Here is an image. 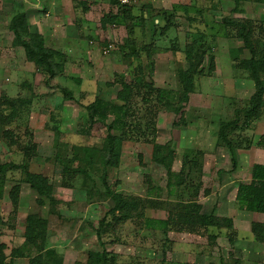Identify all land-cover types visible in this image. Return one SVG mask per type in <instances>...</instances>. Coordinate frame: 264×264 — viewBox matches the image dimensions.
Returning a JSON list of instances; mask_svg holds the SVG:
<instances>
[{"label":"rangeland","instance_id":"1","mask_svg":"<svg viewBox=\"0 0 264 264\" xmlns=\"http://www.w3.org/2000/svg\"><path fill=\"white\" fill-rule=\"evenodd\" d=\"M28 1L0 2V96L2 86H7L5 90L11 88L3 95L12 98L8 93L17 88L18 82L20 90L14 98L23 105H17L18 117L10 125L19 145L7 148L0 138V163L21 164L23 147L30 141L37 145L38 153L30 159L29 169L47 178L58 203L53 212L49 201L41 205L29 185L21 183L15 206L6 191L0 199V234L9 240L4 243L9 248L8 262L13 259L11 250L25 251L29 264L38 256L37 248L45 247L58 251L63 259L65 256V264H85L89 253L104 250L108 264H264V242L256 241L251 231L253 223L264 224V214L239 212L234 200L237 185L250 177L251 163L244 156L240 167L238 163L233 167L231 155L218 143L220 125L234 120L237 125L231 139L235 145L242 143L244 149H250L264 142V113L254 122L245 111L255 92L254 82L245 71L251 53L236 29L225 21L251 24L250 42L259 53L264 49L260 45L264 42V0L237 5L233 0H136L132 20L128 21L120 14L119 5L103 0L93 8L84 29L82 16L61 18L65 21L59 26L50 15V25L60 27L62 34L58 41L51 39L46 48L62 54L64 61L59 58L52 63L60 76L48 84V75L27 60L16 39L12 45L8 38L13 36L10 25L15 15L34 10L40 19L45 18L48 10L44 0ZM114 1L120 4V0ZM109 13L118 14L119 19L103 28L100 20ZM143 19L141 29L138 23ZM153 20L154 32L149 26ZM133 24L136 27L129 36L128 28ZM23 39L30 41L27 36ZM40 41L44 43L42 38ZM128 41L135 42L131 51L140 52L138 60L129 49H121ZM191 44L195 46L189 61L185 52ZM107 48L109 52L105 53ZM187 73L195 90L184 100L181 89L183 74ZM61 87L72 91L77 103L66 101ZM159 90L178 92V97L172 101L161 99ZM96 99L127 104L125 121L130 128L140 125L144 130V124L154 122L152 134L156 145L165 148L162 157L167 158L166 164L152 160V144L129 140L128 134L117 163L104 169L107 125L112 119L90 125L84 107ZM28 100L34 101L23 103ZM245 120H251L250 128L243 130ZM56 127L57 131L53 129ZM111 133L115 138L120 136L117 131ZM74 146L94 148L97 156L86 178L79 171L84 164H70L72 177L70 188H66L59 159L71 158ZM251 156L254 162L255 155ZM104 172L115 195L124 200H143L132 207L131 220H118L117 213L108 214L114 204L104 186ZM174 176H179L181 186L174 185ZM21 177L19 170L9 173L8 188ZM222 178L228 182L224 203L219 193ZM82 180L86 181L84 185ZM170 184L177 195L169 194ZM176 201H196L202 214L231 219L233 229L198 228L192 234L188 230L161 232L145 228V217L165 220L168 205ZM29 215L48 222V237L36 241L37 248L24 237ZM70 226L69 236L67 232L60 234L57 228ZM98 230L105 248L100 246ZM11 236L14 241L9 239Z\"/></svg>","mask_w":264,"mask_h":264},{"label":"trees","instance_id":"2","mask_svg":"<svg viewBox=\"0 0 264 264\" xmlns=\"http://www.w3.org/2000/svg\"><path fill=\"white\" fill-rule=\"evenodd\" d=\"M235 4H239L241 1H255V0H233ZM112 4L119 5L121 10L120 14L122 13L124 16L125 21L132 20V8L133 3L128 5L119 4L114 0L111 1ZM79 5L83 7H87L86 3H79ZM119 19L118 14L109 13L104 15L100 22L103 28L107 25H113ZM158 20V19H156ZM226 24L232 26L237 31L238 38L242 39L244 42V47L248 49L251 53L250 60L245 65V71L249 74L252 82H254L255 92L250 98L249 105L245 111L248 113V117L251 120L257 121L261 119L264 113V49L261 48L260 52L257 53L255 49H253L252 44L250 42V37L252 36V29L251 24L246 25L243 22L239 21H230L225 20ZM151 22V21H150ZM149 22L150 31L154 32V28L156 27L155 20L151 23ZM145 25V21H141L138 23L141 29H143ZM136 24H133L128 28L129 36L133 34L135 30ZM10 30L13 33L15 39L18 42L19 47H23L25 50V54L27 60L34 64L36 67L40 68V70L47 76V84L50 83L51 80L58 78L56 73V69L53 67V62L55 59H63L64 57L62 54L57 53L52 50H48L43 43L40 41L41 39L32 34L29 30L28 22L26 15L24 13H19L14 16L11 21ZM24 36H27L30 41H26L23 39ZM263 42V40H261ZM259 41V42H261ZM134 41H128L124 44L121 48L122 50L129 49L132 50V46ZM264 47V42L260 44ZM195 44H191L187 47L185 52L186 57L189 61L193 59V49ZM144 49V47H143ZM139 52V51H138ZM138 52H130V55L136 57L138 60L139 54ZM140 53V52H139ZM55 69V70H54ZM49 77V78H48ZM46 79V80H47ZM27 84V83H24ZM46 84V85H47ZM195 90L194 82L192 77L187 73L183 74V83L182 89L183 98L187 100L189 94L193 93ZM61 94L63 95L64 99L69 102H76V99L73 95V92L68 90L67 88L60 89ZM158 95L160 98H166L167 100H174L178 97V92H171L166 90H159ZM34 100H28L23 103H33ZM22 102L20 99L17 98H8L6 95L1 98V107H0V138L5 140L9 147H12L17 144V138H13V134L10 129V125L14 122V120L18 117L17 116V105L22 107ZM77 103V102H76ZM127 104H118L112 101H107L103 99H96L90 105L85 106L84 109L89 114V123L90 125H94L97 122H106L110 118L112 122L107 125V130L109 132L107 138V148L104 150L103 153V164L104 169L108 166H111L113 163H117L116 158L120 156L121 146L122 143L127 139V135L129 134V140H144L143 142L152 144L153 151H152V160L158 165H165L167 158L162 157L163 150L165 148L163 146L156 145V141L154 138L155 134H152V129L155 126L154 122H149L148 124H144V130L140 127V125L136 128L127 126V122L125 121L127 110ZM52 119V116L50 117ZM251 120H245L244 124L242 125V129L250 128ZM237 120L232 122L222 123L219 127V144L222 145L224 148L227 149L229 154L231 155V160L233 167H237L238 157L237 151L242 148V150H249L244 149L241 144L235 145L234 140H232L231 131L235 129ZM253 122V123H254ZM145 123V122H144ZM91 127V126H90ZM56 131L58 128H53ZM112 131H117L120 136L114 137L111 133ZM81 133H83L81 131ZM86 133V132H85ZM59 138V137H58ZM146 139V140H145ZM59 141V140H58ZM58 144V143H57ZM257 147L262 148L264 146L263 141H259L256 145ZM24 161L21 164H14V163H0V199L4 198L6 191H8V196L12 200V204L17 206L18 205V195L20 192V184L25 183L29 185V188L35 192L40 200L41 205H45V200L49 201L51 210L55 212L56 205L58 202L52 196V185L49 184V181L46 177L42 176L41 174L32 173L29 169V161L32 157H35L38 153V147L35 144H31V141L26 144L25 147L22 149ZM58 155V154H57ZM59 156V155H58ZM96 150L94 148H90L89 146H74L72 149L71 158L64 160L62 158L59 159V164L62 167V175H63V183L64 187L70 188V182L72 175L69 174L72 172V168L70 164L72 163H82L84 164V168L79 170L81 173L84 174V177L87 176V169L94 167V162L96 160ZM119 159V158H118ZM19 170L22 174V177L18 183H13V185L8 188L9 183L7 176L9 173ZM169 171V170H168ZM104 186L107 190V194L110 196L114 206L108 212V214H118V220L127 221L131 220L132 216L130 214L132 207H135L137 202L142 204L143 200L139 199H132L128 198L124 200L122 196L118 194H114L108 184L106 179V173L104 172ZM88 177V176H87ZM176 182L174 181V185H182L181 180L178 181L179 176H174ZM10 181V180H9ZM83 185L86 181L82 180ZM88 184V183H87ZM150 194V191H149ZM169 194H176L177 191L174 190L173 185L170 184ZM237 207L240 211H246L250 213H259L264 214V165L254 164L252 167L251 173V182L249 184L239 183L236 198H235ZM153 204L152 202H150ZM135 204V205H134ZM141 206V205H140ZM168 216L165 220L163 219H154L150 217L144 218V225L147 230L152 231H176V232H183L188 230L190 233L194 234V232H198V228L202 229H222L225 228L231 230L233 229V221L231 219H220L216 218L213 215H204L201 213L202 207L196 202L191 201L189 203L183 202H175L168 205ZM141 218V217H139ZM27 225L25 228V241L30 245L37 248L36 241H45L48 237L47 235V226L48 222L46 220H41L36 215H29L27 217ZM105 219L100 221V224H104ZM251 231L254 236V239L258 242H264V224L261 223H253L251 225ZM98 239L100 246L105 248L103 242L101 241L100 232H97ZM1 237V234H0ZM38 249V256L34 259L29 260V264H63V257L59 255L58 251L50 249L46 250L45 247H39ZM6 247L4 244L1 243L0 240V264H11L12 260L8 262V258L5 254ZM12 258L18 257H26L25 251L20 249L12 250ZM46 257V258H45ZM87 262L85 264H108V256L107 253L104 251L100 253H89L87 256Z\"/></svg>","mask_w":264,"mask_h":264},{"label":"crops","instance_id":"3","mask_svg":"<svg viewBox=\"0 0 264 264\" xmlns=\"http://www.w3.org/2000/svg\"><path fill=\"white\" fill-rule=\"evenodd\" d=\"M5 1L6 0H0V2H2L3 4L5 3ZM22 1H24V3L29 2L28 0H22ZM44 2H45L44 6L47 7V10H48L46 15L44 16L45 18L40 19V14L37 13V11H34V10L27 11L26 12V18H27V22H28V26H29L30 32L32 34H35L36 36H38L40 39L42 38L44 40L43 44L45 45V47L46 46L48 47L47 44H48V42L51 39H52V41H58V39L60 40L61 38L59 36L62 34V29L59 30L60 27L55 26L56 28L54 29V27L50 25V18H51L50 15L53 17L54 24L57 23L59 26H61L60 22H64L65 21V20L64 21L60 20L61 18L70 17L71 15H73V16L74 15L82 16L81 19L83 21V29H84L85 25H89L88 22H90V21H89L88 17L91 16V14L93 12L92 11L93 8L95 6H98V5L100 6L101 3H104L103 0H44ZM79 3H88V4H87V7H83V6L79 5ZM76 6L79 7V8H75ZM46 19H48V20H46ZM52 24H53V22H52ZM50 34L53 35L51 38H50ZM10 37H11V43L13 45L15 37H14V35L13 36H8L9 39H10ZM19 84L17 82V88L13 87L11 92L8 93V96H11L12 98L18 96L17 93L20 90V85ZM2 87H3V93H1V96L3 94H5L6 92H8L9 91L8 89L11 88L10 87L7 90H5L7 86H5V88H4V86H2ZM10 128L11 127H8L7 129H10ZM2 142H4V145H6L7 148L15 147V146L9 147L5 140H3ZM253 154L255 155L254 162H253V157L251 156ZM244 156H247L248 160L251 163V166H250V169H249V176L250 177H249V179H246V181H242L241 183L249 184L251 182V173H252L253 165L254 164L264 165V148L263 147L260 148V147H257L255 145V146H252L249 150H242V149L238 150L237 151L238 167H240V165H241L239 163V161H241V159ZM223 178H222L223 182L221 184V188H220V191H219V193L221 194L220 197H221L222 203H224V201L226 200L225 197H224V192L228 188L227 187V185H228L227 179L225 178L226 180H224ZM237 188H238V185H237V187L235 189L234 200L236 198ZM238 211L242 212L239 209H238ZM57 228L60 230L59 233L62 234L63 236L67 235L65 232L68 233V236L72 234V227L71 226L68 227V228L67 227H57ZM50 236H51V233H50ZM9 239L14 241V237L13 236H11ZM0 240H1V243H3V244L6 243V241H9L8 237H4L3 235H1ZM22 241H24V240H22ZM9 245H11V244H9ZM8 250H9V248L5 250V254L6 255H8L7 254ZM10 253H12V250L10 251ZM235 253H237L239 255V251L238 250H235ZM69 255H71V254H69ZM12 260H14L13 264H24L25 262H26V264L28 263V260H27L26 257L13 258ZM65 263L66 262H65V256H64L63 264H65Z\"/></svg>","mask_w":264,"mask_h":264},{"label":"built area","instance_id":"4","mask_svg":"<svg viewBox=\"0 0 264 264\" xmlns=\"http://www.w3.org/2000/svg\"><path fill=\"white\" fill-rule=\"evenodd\" d=\"M136 0H120V3L123 4V5H128V4H132V3H135ZM105 53H108L109 50L108 48L107 49H104Z\"/></svg>","mask_w":264,"mask_h":264}]
</instances>
